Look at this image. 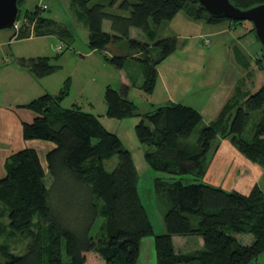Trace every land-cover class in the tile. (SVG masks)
<instances>
[{"label":"trees","instance_id":"obj_1","mask_svg":"<svg viewBox=\"0 0 264 264\" xmlns=\"http://www.w3.org/2000/svg\"><path fill=\"white\" fill-rule=\"evenodd\" d=\"M69 2L87 24L89 50L125 70L130 81L120 90L106 88V115L115 119L137 114L138 107L128 98L131 87L154 93L158 67L179 43L175 35L160 39L158 28L179 12L209 24L228 22L236 27L247 22L211 16L192 0ZM91 2L95 3L89 7ZM231 2L241 9L264 4V0ZM43 10L25 11L19 28H11L14 35L71 36ZM106 20L110 31L104 30ZM134 28L145 34V42L131 38ZM249 32L255 35L253 25ZM122 42L124 48L119 46ZM256 56L257 69L264 71V49L260 47ZM129 61L138 68L142 82H137L136 72L126 69ZM249 62L246 59L247 70ZM21 63L39 78L54 70L48 57ZM245 77L252 79V71ZM245 79L208 125L202 124L197 109L172 102L145 113L136 125V135L148 149L147 164L167 175L154 183L156 195L168 206L167 232L160 235L154 233L141 200L132 153L99 116L61 108L66 87L26 105L35 118L23 124L24 139L50 141L56 147L47 154V174L34 149L19 151L6 161V175L0 179V264H138L141 242L150 236H154L157 264H257L264 254V190L256 184L249 194H242L205 181L221 140H228L243 157L264 168V83L251 93ZM115 156L118 165L109 171L105 162ZM174 236H197L203 247L177 251ZM239 236H245L247 244ZM15 240L22 242L23 251L13 252L9 242Z\"/></svg>","mask_w":264,"mask_h":264},{"label":"crops","instance_id":"obj_2","mask_svg":"<svg viewBox=\"0 0 264 264\" xmlns=\"http://www.w3.org/2000/svg\"><path fill=\"white\" fill-rule=\"evenodd\" d=\"M165 28L178 37L179 43L177 50L158 67L156 87L164 93L163 105L169 102L183 104L182 96H179V100L175 97H178L179 88L184 87L187 95L183 98L191 101L184 105L197 109L202 115V124L208 125L231 99L237 83L244 79L247 71H252L255 78L252 83L246 84V89L254 93L262 86V77L257 76L264 74V71L254 67L260 45L246 29L237 34L238 26L233 27L228 22L209 24L194 20L182 11ZM14 34V29H0V179L6 175L7 159L25 149L37 151L41 166L47 174V154L56 147L50 141L25 140L23 137V124L31 123L35 118V114L25 106L46 94H56L50 91L52 85L48 81H42L47 76L35 77L21 63L46 57L41 56L45 50L37 41L54 35L31 34L26 38H17ZM206 39L210 41L209 46L204 44L201 47L200 43ZM212 39L218 40L220 47L216 44L215 48H208L213 44ZM88 54L97 56L93 51ZM246 59L250 61L248 70ZM200 71H210L209 76L201 78L204 75H197ZM196 75L201 76V79L197 81L193 78ZM128 81L124 84L129 85ZM219 145L210 160L205 181L227 191L249 194L262 181L264 168L243 157L228 140H221ZM198 240L202 248L203 241Z\"/></svg>","mask_w":264,"mask_h":264},{"label":"rangeland","instance_id":"obj_3","mask_svg":"<svg viewBox=\"0 0 264 264\" xmlns=\"http://www.w3.org/2000/svg\"><path fill=\"white\" fill-rule=\"evenodd\" d=\"M94 3L95 2H91L89 7ZM41 6H46L43 10V13L46 16L60 23L71 34L70 37L65 36L61 39L57 36H49L42 41H37V43L42 45L41 47L45 50L41 56L48 57L50 64L54 67L53 72L42 81H48L52 85L50 91L53 94H58L63 86L66 87L67 95L60 103L61 108H77L83 112L99 116L107 130L115 133L121 139L123 146L132 153L139 175V194L153 225L154 233L156 235L166 233L167 229L164 223V214L167 211L168 206L166 200L156 195L154 183L156 178H164L167 177V175L152 169L147 164L145 153L148 149L140 143L135 132L136 125L143 119L145 113L152 112L155 108L165 104L162 89L157 86L152 95H147L139 89L131 87L128 93V98L138 107L137 114L123 119L108 117L106 115L107 105L104 100L106 88L107 86H111L116 90H120L124 82L128 81L126 71L116 69L112 65L104 62L99 55L90 56L88 54L90 50L88 47L89 30L87 24L83 18L75 13L69 0H23L17 24L23 23V14L25 11H33ZM166 25L167 24L158 28V37L160 39L175 35L171 32H167V29L165 28ZM251 25L252 24L248 21L244 22L241 26H238L236 33L241 34L244 29L249 31ZM110 26V22L106 20L104 23V30L110 31ZM132 30L133 33L130 34L131 38L144 42L147 40V37L142 31L135 28ZM254 38L258 42L257 38ZM206 40H204V43L203 41L200 43L201 47H204L205 45L209 46L210 42L206 44ZM212 42L213 44L208 48L213 49L216 44L220 47L218 40L212 39ZM60 44H64L65 47L67 46V49L64 52H57L54 50V47ZM124 45L125 43L122 42V45L119 46L124 48ZM258 45H260L259 42ZM208 48L205 47V49ZM119 50L117 52H119ZM122 52L121 54H123ZM132 65L131 61H129L127 64L128 68L126 69L131 68L134 73L136 72L137 82H142L143 77L141 73L137 70L138 68L133 67ZM254 67H256V65H254ZM209 72L210 71H200L197 75L206 76L201 77L196 75L197 77L193 76V78H196L198 81L201 78L209 76ZM257 77H262V82H260L263 84L264 74ZM245 78L246 77H244V79ZM254 78H247L245 81L249 85L254 81ZM173 82L174 80L171 81V83ZM185 91L184 87H180L178 97L175 98L179 100V96H182V103L190 104L191 101L189 99L183 98V96L187 95ZM254 123V120L250 123L249 130L252 131ZM118 161V156L106 161V169L112 171L118 165ZM190 179V176L186 177L187 181H190ZM50 181V178L47 177L48 185H50ZM259 185H261L260 187L264 190V177ZM223 187L227 188L225 186ZM198 239L200 238L197 236H174V243L177 251L180 250L181 252L187 253L200 249ZM247 240L248 239L245 236H239V241L243 244H247ZM9 244L14 250V253H16L15 251L21 252L24 250L23 244L20 240L10 241ZM138 264H157L154 250V236L146 237L142 240ZM257 264H264V254L259 257Z\"/></svg>","mask_w":264,"mask_h":264},{"label":"water","instance_id":"obj_4","mask_svg":"<svg viewBox=\"0 0 264 264\" xmlns=\"http://www.w3.org/2000/svg\"><path fill=\"white\" fill-rule=\"evenodd\" d=\"M205 9L211 16L232 21H248L253 25L255 37L264 49V4L248 9L235 6L231 0H192ZM21 9L19 0H0V29L14 27Z\"/></svg>","mask_w":264,"mask_h":264},{"label":"built area","instance_id":"obj_5","mask_svg":"<svg viewBox=\"0 0 264 264\" xmlns=\"http://www.w3.org/2000/svg\"><path fill=\"white\" fill-rule=\"evenodd\" d=\"M42 9H45L46 6H41ZM19 23L14 26L16 29L19 28ZM208 42H210L209 40H206L205 43L207 44ZM54 50L57 51V52H63L65 50V47H64V44H60V45H57L56 47H54Z\"/></svg>","mask_w":264,"mask_h":264}]
</instances>
